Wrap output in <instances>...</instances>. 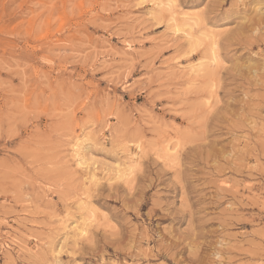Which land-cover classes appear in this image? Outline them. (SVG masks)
<instances>
[{
  "label": "rangeland",
  "instance_id": "1",
  "mask_svg": "<svg viewBox=\"0 0 264 264\" xmlns=\"http://www.w3.org/2000/svg\"><path fill=\"white\" fill-rule=\"evenodd\" d=\"M155 1L0 0V264H264V0Z\"/></svg>",
  "mask_w": 264,
  "mask_h": 264
},
{
  "label": "bare ground",
  "instance_id": "2",
  "mask_svg": "<svg viewBox=\"0 0 264 264\" xmlns=\"http://www.w3.org/2000/svg\"><path fill=\"white\" fill-rule=\"evenodd\" d=\"M156 2V1H155ZM170 3V2H169ZM168 3V1H165V0H158L156 3H155V5H156V7H159V8H162L163 10H164V12H166L165 10H167V9H169L170 8V4ZM154 5V4H153ZM162 10V11H163ZM163 13V12H162ZM169 13H170V15H169V18H170V21L173 23V26L176 28V30L177 31H186V30H189V32H191L192 30H193V28L196 26V25H198V23H197V21L199 20H197L196 21V19H194V17H193V15H192V17L191 16H189L188 14H185V13H183V14H180V15H178V13L175 11V10H172L171 8L169 9ZM178 16H180V18L178 17ZM198 18V17H197ZM199 22V21H198ZM200 24V23H199ZM211 29V28H210ZM177 31H175V32H177ZM188 32V31H187ZM186 32V33H187ZM201 32V31H200ZM203 33V32H202ZM209 33V32H208ZM187 36H189V34L187 33ZM208 36H210V35H208ZM214 36V35H213ZM210 37H212V36H210ZM73 153H74V155L76 156V158H77V164H78V166L79 167H83V166H85L86 165V162H85V158H83L82 157V151H81V148H80V144H78V143H76L75 145H74V149H73ZM75 158V159H76ZM133 162V161H132ZM135 163V162H134ZM128 164V163H127ZM85 169H86V167H85ZM111 170V169H110ZM96 171V170H95ZM133 171V169H132V165H129V166H126L124 169H122V170H118L117 172H116V174H117V176H119V178H123V177H126L127 176V174L129 173V174H131V172ZM92 177V179H91V181H93L94 180V178H96L95 176H94V174L93 175H91ZM129 177V176H128ZM127 177V178H128ZM116 180V179H115ZM94 183H95V181H94ZM76 223V222H75ZM74 224V223H73ZM77 224H78V222H77ZM82 225V224H81ZM75 227H73V226H69L70 228H73V230H75L76 232H77V234L81 237L82 235H84L85 233L87 234V232H88V230H85L84 228H83V226H82V228H80L81 226H79V228L78 227H76V226H78V225H74ZM85 226V225H84ZM87 227V226H86ZM66 229H67V227H66ZM69 229V228H68ZM70 230V229H69ZM75 233V232H74ZM76 234V233H75ZM74 235V234H73Z\"/></svg>",
  "mask_w": 264,
  "mask_h": 264
}]
</instances>
